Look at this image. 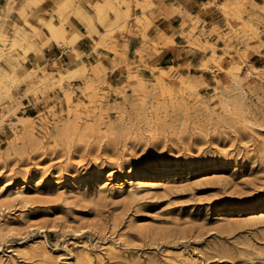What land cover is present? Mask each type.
<instances>
[{
    "label": "rangeland",
    "instance_id": "374dc122",
    "mask_svg": "<svg viewBox=\"0 0 264 264\" xmlns=\"http://www.w3.org/2000/svg\"><path fill=\"white\" fill-rule=\"evenodd\" d=\"M133 1H0V264H264V0Z\"/></svg>",
    "mask_w": 264,
    "mask_h": 264
},
{
    "label": "crops",
    "instance_id": "0c3cea01",
    "mask_svg": "<svg viewBox=\"0 0 264 264\" xmlns=\"http://www.w3.org/2000/svg\"><path fill=\"white\" fill-rule=\"evenodd\" d=\"M1 1V0H0ZM129 1V0H125ZM131 1L132 14L135 11L134 1ZM145 1V0H138ZM152 4L151 13L154 17L150 16V12L147 10L145 14L151 17L153 27H157L159 30L166 29L167 34L173 29L174 36L173 42L184 41L182 36L179 34V26L187 15L196 16L199 20L205 23V28L210 27L211 21L215 20L218 15L217 6L220 5L223 0H149ZM215 3V4H212ZM44 3L40 4L36 10L42 11L44 8ZM1 6V3H0ZM122 9L124 7H121ZM133 18L131 19V21ZM120 37V36H119ZM127 38V36H125ZM82 40V38H81ZM202 40V39H201ZM176 52L174 46L173 48H164L161 50L163 55L168 53L174 54ZM66 52L62 51L57 46L44 47L43 48V58L47 60H58L63 57Z\"/></svg>",
    "mask_w": 264,
    "mask_h": 264
},
{
    "label": "bare ground",
    "instance_id": "6f19581e",
    "mask_svg": "<svg viewBox=\"0 0 264 264\" xmlns=\"http://www.w3.org/2000/svg\"><path fill=\"white\" fill-rule=\"evenodd\" d=\"M157 185V183H155Z\"/></svg>",
    "mask_w": 264,
    "mask_h": 264
}]
</instances>
